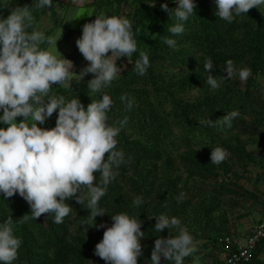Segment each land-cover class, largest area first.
<instances>
[{"label": "trees", "instance_id": "trees-1", "mask_svg": "<svg viewBox=\"0 0 264 264\" xmlns=\"http://www.w3.org/2000/svg\"><path fill=\"white\" fill-rule=\"evenodd\" d=\"M34 2L0 0V17H7L15 7H31ZM125 2L92 0L98 9H108L111 15L132 21L138 49L149 55L150 67L144 76L137 75L134 67L139 53H134L132 66L123 70V73L121 71L118 79L105 90L115 105L109 113V123L124 116L129 119L117 138V147L123 150L126 163L120 167L119 176L109 185L106 195L99 202L107 213L103 217L98 216L96 224L111 226V215L118 213L139 216L145 237L141 239L143 255L138 258V264H151L155 239L158 236H169L168 229L161 233L154 230L155 216L161 213L179 218L195 240L204 238L215 245L218 251L217 239L229 234L222 231L223 224L218 226L214 222L212 214L218 208V197H256L227 178L225 181L219 180L216 187L211 188L213 194L210 197H203L197 204H192L189 192L194 191L189 189L194 188V185L185 187V182L175 173L176 165L172 155L183 167L186 177H204L207 173L217 177L219 171L225 174L230 168V157L234 161L245 158L253 162L236 136L232 142L222 140L214 144L215 133L210 129L220 127H207L200 124L199 120L209 118L215 121L233 110H238L240 116L255 113V109L249 112L253 103L250 89L257 84L256 78L264 74V17L257 8H253L229 24L215 15V0H194L195 14L185 22V32L172 37L177 45L171 48L163 40L171 36L168 29L175 25L176 20L169 18L168 13L160 9V5L167 3L169 8H174V0H155V7H149L146 0H131L129 10L122 13L121 6ZM45 9L51 10L47 7L33 9L35 20ZM137 28L140 29L138 33ZM205 58L213 61L211 74L214 77L226 76L224 67L229 59L238 68L250 67L252 75L240 87L230 80H225L217 90H208V85H204L200 94L187 100L182 96L186 90L198 84H206L208 73L203 68ZM122 61L128 62L127 57L118 59L117 66ZM80 70L81 67H76L74 72ZM92 78L90 74L79 84L73 81L71 89L55 85L53 93L64 95L68 100L79 98L86 108L92 100L101 99V94H92L87 89V82ZM122 94L135 98L137 106L131 111H125L124 104L120 102ZM57 116L58 112L46 121L49 129L55 127ZM260 120L259 116L253 117L254 130ZM234 122L231 128L238 124ZM174 128H179V134L173 132ZM239 131H245V128ZM194 144L214 145L196 150ZM217 146L225 148L229 153L226 161L218 166L210 161L212 148ZM255 165L263 167L264 163L256 160ZM95 175L99 182V173ZM181 193L185 194V198L178 203L176 197ZM137 196L143 198L139 206L133 204ZM66 203L72 207V212L61 224L53 222L52 214L20 222L19 219L24 215H30L28 203L19 194L7 199L0 194V224L11 216L14 234L22 240L14 264H104V260L94 255V247L103 229L82 225L88 210L76 203L75 199ZM72 221L74 223L71 226ZM172 234H176L175 230ZM262 250L264 238L256 243L251 264H259L257 255ZM215 254L209 250L204 257L214 256L215 264H222L219 251L218 258ZM161 264L171 262L162 258Z\"/></svg>", "mask_w": 264, "mask_h": 264}, {"label": "clouds", "instance_id": "clouds-1", "mask_svg": "<svg viewBox=\"0 0 264 264\" xmlns=\"http://www.w3.org/2000/svg\"><path fill=\"white\" fill-rule=\"evenodd\" d=\"M146 2L149 7L156 6L155 0ZM174 2V8H169L167 3L160 5L169 18L176 20L168 29L171 36L163 40L171 48L177 45L172 37L185 32V22L196 9L194 0ZM215 4V15L231 24L250 9L264 6V0H215ZM51 6L52 0H35L31 7H15L7 17H0V111L3 113L0 123L7 126L0 127V194L5 199L19 194L28 203L30 215H24L20 222L52 214L53 222L61 224L72 212L66 201L75 199L88 210L82 225L105 229L102 240L95 245L94 255L105 264H138V258L143 255L141 239L145 237L139 216L111 215V226L96 224V218L107 213L99 202L126 163L123 150L117 147V138L129 118L124 116L109 123V113L115 105L105 90L121 74L118 59L127 57L130 64L133 54L138 52L134 70L144 76L150 67L149 55L138 49L132 21L101 12L94 21L82 26V35L75 43L88 63L74 72L73 61L55 54L58 39L35 27L33 9ZM81 16L77 14L76 18ZM139 31L137 28L136 32ZM203 68L208 73L206 84L213 90L220 89L225 80L238 78L246 82L252 75L250 67L238 68L231 59L224 67L226 76L218 78L211 74L214 69L211 58H205ZM88 74L93 78L88 80L87 89L92 94H101V99L92 100L86 108L79 98L68 100L53 93V85L71 89L73 81L79 84ZM119 99L125 111L137 106L129 94H122ZM57 112L55 127H40ZM239 116V111L233 110L215 121L209 118L199 121L207 127L231 128ZM18 117L22 118L19 122ZM228 156L225 148H212L211 164L218 166ZM184 198L185 194L181 193L176 200L181 203ZM142 203L141 196L133 201L136 206ZM155 219L154 230L161 233L168 229L169 236L155 239L151 264H161L162 258L171 264H185L186 258L198 252V242L179 218L161 213ZM21 245L10 216L0 224V264H14Z\"/></svg>", "mask_w": 264, "mask_h": 264}, {"label": "rangeland", "instance_id": "rangeland-1", "mask_svg": "<svg viewBox=\"0 0 264 264\" xmlns=\"http://www.w3.org/2000/svg\"><path fill=\"white\" fill-rule=\"evenodd\" d=\"M56 1L57 0H52L51 10L45 9L42 13L39 14L37 19L35 20V27L37 28V30L43 31L46 35L55 36L58 39L55 54L71 60V57L75 56V53L71 54L69 57L68 55L72 51H69L67 54L64 53V51L67 50L66 38L64 37L71 35L74 37V39H77L78 36L76 35V33H69L68 27H73L71 26L72 24L69 23L71 15L68 13V11L71 10L70 7H68L67 3L65 2L59 0L57 2ZM130 1L131 0H126L125 4L121 6L122 13H126L129 10ZM88 3L92 4V0H89ZM64 5H66L67 8H64ZM258 10L264 17V6L258 8ZM107 12H109V14L111 15L108 9ZM79 30L82 29L80 28ZM76 32L80 33V31ZM71 44L74 45L75 42L72 41ZM41 47L47 48L48 46L41 45ZM262 57L264 59V55ZM73 64V71L76 67H81V69H83L87 66V64L79 65L77 64V62H73ZM118 66L122 68L123 73V70L130 68L132 65L131 63L129 64L126 61H122L119 63ZM88 76H90V74H88ZM256 79L257 84L250 89V96L253 99V103L252 107L249 108V112L250 109H255V113L256 111H258V113L245 114V116H239L238 118L234 119L233 122L236 121V123H238L234 128L229 129L228 127H220L215 130L212 128L210 129L215 133L216 139L214 140V144H217L219 141L222 140H230V142H232L234 141V137L236 136L238 141L243 144L246 153L251 157V159H253V162L245 158H241V160L239 161H234L233 158L230 157V168L225 174L219 171L217 177L212 176L208 173L205 174L204 177H186L183 167L178 162L177 158L172 155L174 164L176 165L175 173H177L180 176L181 180L185 182V187L190 188L192 185H194V188L189 189V191H194L189 192L192 204H197L198 201H200V199L203 197H205V199L210 197L213 194L211 188L213 186L216 187L215 185H217L219 180L223 179L222 181H225L227 178L231 179L232 181H235L236 184L240 185L244 189H247L248 192L255 195L256 198L253 199V201L255 202L253 204L254 209L259 204H262V201L264 200V196H262L263 190H260L261 187L258 186H261L260 184L264 183V166H256L255 161L260 160L261 163H264V74L258 76ZM229 80L231 82H234L238 87L242 86L243 84V82H241L238 78ZM204 85L207 84H198L193 89L186 90V92H184L182 96L187 100H192L198 94H200L201 91L204 90ZM54 89L55 85H53L52 91H54ZM211 89L212 88L208 86V90ZM2 114V111H0V115ZM257 116L261 117V120L257 122L256 128L254 130V126L252 124L253 117L255 118ZM20 119L22 118L18 117L17 122H19ZM0 127L7 126L0 123ZM42 128L49 129L46 124H44ZM241 128H245V131H239V129ZM173 132L175 134H179V128H174ZM214 144L204 146H201L200 144H194V147L196 150H200L206 147L211 148ZM180 151L181 150H178V152ZM218 200V208L212 214L214 216L215 224L218 226H221V224H223L224 229L222 231H226L229 234L238 233L240 236L243 235V230L246 228V226L252 223L249 216H247V218H243L244 216H241L244 211L246 212L247 206H249L250 208L252 207L250 201L247 200L245 195L238 197L226 195L218 197ZM244 215L246 216V213ZM73 223L74 222L72 221L71 226L73 225ZM104 230L105 229H103V231ZM103 231L100 234V239L98 242L102 240ZM196 241L198 242L197 246L199 250L192 257L186 258L185 264H215L214 256L205 258L204 255L206 252L211 250L213 251V253H216L215 255L218 258L217 247L205 241L204 238Z\"/></svg>", "mask_w": 264, "mask_h": 264}, {"label": "crops", "instance_id": "crops-1", "mask_svg": "<svg viewBox=\"0 0 264 264\" xmlns=\"http://www.w3.org/2000/svg\"><path fill=\"white\" fill-rule=\"evenodd\" d=\"M59 1L67 3L68 7H70L71 9L70 11H68V13L71 15V18L69 19L71 21H69V23L72 24L71 26L73 27H68V28H69V33L71 34L76 33V35L78 36L77 39L80 38L82 35V30H79V29L80 28L82 29V26L85 23L94 21L96 18L95 15H98L101 12L105 13L106 15H110L109 12H107V10L104 9L105 10L104 11L103 9H98L93 4L88 3L89 0H59ZM63 7L67 8L66 5H64ZM77 14H81L83 16L76 18ZM86 14H92V16H88ZM76 31H80V33ZM64 38H66V43H67L66 44L67 50H65L64 53L67 54L69 51H72L71 53H69L68 57L71 54L75 53V56H72L71 60L74 63L77 62V64L79 65L81 64L86 65L88 62L80 54L76 46V43L74 45L71 44L72 41L76 42L77 39H74V37L71 35L65 36ZM260 185L261 186H258V187H261L260 190H263L262 196H264V183H261ZM247 200L250 201V203L252 204V207L250 208L249 206H247L246 212L244 211V213H242L241 216L242 217L244 216L243 218H247V216H249L252 223L258 220H261L264 217V200L262 201V204H259L255 209L253 208V204L255 203L253 199H247ZM245 213H246V216L244 215ZM246 228L243 230L242 232L243 235H241L240 237H243L246 234L247 232ZM257 260L259 261V264H264V250L258 253Z\"/></svg>", "mask_w": 264, "mask_h": 264}, {"label": "built area", "instance_id": "built-area-1", "mask_svg": "<svg viewBox=\"0 0 264 264\" xmlns=\"http://www.w3.org/2000/svg\"><path fill=\"white\" fill-rule=\"evenodd\" d=\"M264 238V217L247 226L243 237L238 233L217 239L219 258L222 264H251L252 251L257 242Z\"/></svg>", "mask_w": 264, "mask_h": 264}]
</instances>
